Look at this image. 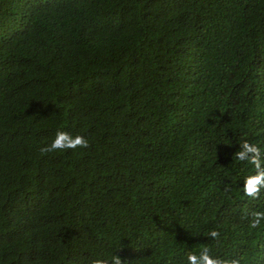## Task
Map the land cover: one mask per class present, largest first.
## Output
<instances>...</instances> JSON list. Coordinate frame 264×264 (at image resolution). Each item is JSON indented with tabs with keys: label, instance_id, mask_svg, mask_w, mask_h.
Wrapping results in <instances>:
<instances>
[{
	"label": "trees",
	"instance_id": "trees-1",
	"mask_svg": "<svg viewBox=\"0 0 264 264\" xmlns=\"http://www.w3.org/2000/svg\"><path fill=\"white\" fill-rule=\"evenodd\" d=\"M57 130L89 147L42 153ZM244 140L264 0H0V264H264Z\"/></svg>",
	"mask_w": 264,
	"mask_h": 264
},
{
	"label": "clouds",
	"instance_id": "clouds-1",
	"mask_svg": "<svg viewBox=\"0 0 264 264\" xmlns=\"http://www.w3.org/2000/svg\"><path fill=\"white\" fill-rule=\"evenodd\" d=\"M89 140L81 135L73 136L65 130H57L54 139L50 144L42 147V153H50L55 151L76 150L77 148H88ZM236 160L247 162L253 166L254 172L244 178L243 193L245 196L257 199L264 189V152L256 144L244 140L234 153ZM251 228H257L264 221V211H253L251 213ZM209 238L219 241L220 232L217 229H212L208 233ZM187 264H241V258H233L224 260L211 254L208 247H204L198 254L189 252L187 254ZM91 264H122V259L119 255H113L111 259L96 258Z\"/></svg>",
	"mask_w": 264,
	"mask_h": 264
}]
</instances>
